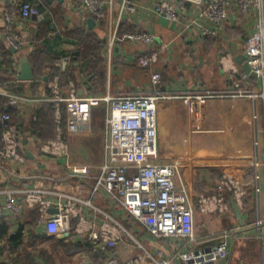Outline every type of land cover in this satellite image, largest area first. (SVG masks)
Here are the masks:
<instances>
[{"label": "crops", "instance_id": "0c3cea01", "mask_svg": "<svg viewBox=\"0 0 264 264\" xmlns=\"http://www.w3.org/2000/svg\"><path fill=\"white\" fill-rule=\"evenodd\" d=\"M121 1L101 0L106 17L98 20L81 0H63L62 3L58 0H0V48L7 47L9 59V63H3L4 57L0 61V80L9 81V87L3 85V88L26 98L47 99L50 92L46 82L53 76L60 82L61 74L66 83L71 81L75 85L79 97L145 94L150 90L151 70L139 66L137 58L162 46L159 61L152 68L162 77L159 92L190 95L200 89L229 88L226 76L218 67L219 56L224 52L241 51L246 36L252 32L253 18H230L218 29L216 37L205 38L200 29L210 25L199 17L193 5L187 4L186 10H178V20L170 21L155 10L156 3L163 0H131L132 11H126ZM21 2L36 5L40 15L27 19L16 16L7 25L2 12L10 7L18 9ZM91 19L94 23L90 26ZM7 29L19 34L22 40L19 52L12 51L4 42ZM114 30L119 35L126 31H145L153 36L155 44L148 46L138 41L118 40L113 36ZM34 49L42 52L46 70L37 79L19 81V59L22 56L28 59ZM50 66L55 70L49 69ZM177 100L181 99L158 103V134H171L167 141L159 137L158 149L162 160L179 166L181 182L178 180L176 185L186 187L192 201L195 242L190 244L182 237L148 235L103 192L92 194V179L69 175L71 166H87L91 176L98 174L105 156L106 104L86 108L79 117L63 106L70 144V154L66 158L45 156L39 151V144L49 138L40 140L36 134H53L51 126L47 133H43L44 124L37 132L32 127L38 120L35 112L40 110L42 103L50 102L8 104L17 110L20 119L19 138L25 162L0 160V199L35 187L44 192V197L54 201L72 199L84 206L88 218H97L98 223L109 219L116 221L123 235L116 248L95 249L75 234L47 235L36 222V212L23 211L17 216L6 217L0 225V262L99 264L100 260L111 257L124 262L144 249L150 254L161 251L169 264H182L179 254L187 247L194 251L208 250L224 240L226 231L233 227L241 230L231 240L229 255L214 264H248L264 258V238L253 225L258 219H264V134L260 133L264 127L263 102L247 97L191 99L201 101L194 104L192 119L184 106V116L178 115L182 104ZM254 112L258 113L257 121L253 119ZM195 131L201 138L197 152L188 135ZM178 134L183 136L176 137ZM255 139L261 141L257 146ZM186 146H193V152H186ZM226 171L245 185L244 209L238 210L237 215L232 200L230 209L222 215L200 212L196 206L198 195L211 193ZM257 174L259 180L255 179ZM258 186L260 191H256Z\"/></svg>", "mask_w": 264, "mask_h": 264}, {"label": "built area", "instance_id": "2783aa9c", "mask_svg": "<svg viewBox=\"0 0 264 264\" xmlns=\"http://www.w3.org/2000/svg\"><path fill=\"white\" fill-rule=\"evenodd\" d=\"M86 10L96 19L104 20L106 8L101 0H81ZM131 0H122L126 11H132ZM187 4L193 5L199 17L205 19L210 26L200 29L201 36L214 38L218 29L230 18H253L252 32L246 36L241 51L224 52L219 56L218 67L230 84L227 89H200L183 98L216 99L247 97L261 100L264 104V0H163L156 3L157 13L170 21L178 20V10H186ZM6 24H10L16 16L27 19L39 16V8L31 2H21L19 8H6L2 12ZM114 38L126 41H138L154 46L155 39L145 31H126L120 35L114 30ZM4 42L15 52L22 48V40L14 30L7 29L3 35ZM164 46L154 49L149 54H140L137 58L139 66L151 70L150 90L148 93L103 97H79L75 85L68 81L62 86L57 76L46 82L50 92L47 99L26 98L8 92L0 84V96L7 98L10 106L24 103L50 102L54 107L55 136L39 144V151L49 157L66 158L70 154L68 134L63 121V106L66 105L72 115L79 117L86 108L107 105L105 118L106 136L104 140V162L98 174L91 176L87 166H71L69 175L92 179V194L103 192L105 196L120 210L136 222L145 232L155 238L182 237L192 244L195 242L191 215L193 204L186 187L178 188L177 181L181 176L179 166L160 158L158 149L157 112L158 103L170 98H178L159 92L162 77L153 70L159 61ZM242 56L251 77L237 64L235 57ZM3 55L0 51V61ZM254 121L258 113H253ZM0 125L3 127V147L0 149V160H11L23 164L24 150L20 142L19 128L11 123L7 113L0 114ZM264 134V127L260 132ZM261 141L255 139V146ZM255 167V166H254ZM15 175V174H14ZM259 180V175H255ZM260 191V187H256ZM44 192L35 187L20 190L18 194H9L0 199V225L8 216H17L23 211L36 212V222L49 236L59 234H75L84 238L93 248L111 250L122 240V228L114 220L98 223L88 218L84 206L72 199L52 200L44 197ZM247 190L243 182L235 178L231 172H224L209 194H199L196 206L205 214L222 215L230 209V201L235 202L237 210L244 209ZM89 205V203H88ZM56 208L54 214L48 211ZM254 229L264 238V219L255 221ZM241 228L233 227L226 231V238L212 248L197 251L187 247L179 254L182 264H214L229 255L233 238ZM99 264H169V260L157 251L150 254L140 250L133 253L126 261L120 262L114 257L104 258ZM248 264H264L259 262Z\"/></svg>", "mask_w": 264, "mask_h": 264}, {"label": "trees", "instance_id": "16d2710c", "mask_svg": "<svg viewBox=\"0 0 264 264\" xmlns=\"http://www.w3.org/2000/svg\"><path fill=\"white\" fill-rule=\"evenodd\" d=\"M7 47L5 48H0V51L3 55L4 61L3 63H9V59L7 58L8 56V51H7ZM8 59V60H7ZM29 61L31 62V67H32V72H33V76L34 79H37L38 75L40 73H44V61H42V52L40 50L34 49V51H32L28 57ZM49 69H53L55 70V68L53 66H50ZM46 70V69H45ZM44 71V72H43ZM60 74V73H59ZM55 75V74H54ZM61 77V78H60ZM60 82L62 86H65L66 81H64L65 77L63 75L60 74ZM0 84L1 86H6L7 88L9 87V85H7L9 81H5V79L0 80ZM7 103V98L0 96V114L2 113H7L10 115L11 117V123L16 125L19 130H20V119L17 115V110L14 107H10L8 106ZM42 107L40 108V110L36 111V115H37V123L33 124V129L35 130V132L40 131V126L41 124L45 125V128L43 130V133H47L50 132V126L51 128H53V134H36L39 136V139L42 140L43 138H49V139H53L54 138V134H55V117H54V108L52 103H42ZM43 109V110H42ZM42 110V111H41ZM63 115V121H64V111L62 113ZM32 124V123H31ZM2 132H3V127L0 125V149L3 147V140H2ZM86 243L90 244L89 242L86 241ZM91 245V244H90ZM70 246H74L73 244L70 243ZM15 248V246H13ZM1 254V251H0ZM30 260V259H29ZM15 262V261H14ZM32 262H30L29 264H31ZM0 264H3L0 262ZM15 264V263H14Z\"/></svg>", "mask_w": 264, "mask_h": 264}, {"label": "rangeland", "instance_id": "374dc122", "mask_svg": "<svg viewBox=\"0 0 264 264\" xmlns=\"http://www.w3.org/2000/svg\"><path fill=\"white\" fill-rule=\"evenodd\" d=\"M171 96H178V99H181V100H177L178 102H180L179 104H182V105H180L179 107H180V109H178V115H180L181 117L182 116H184V111H182V107L183 108H185L186 110L185 111H187L188 113V115L189 116H191L192 117V119H193V117H194V104H196L197 102H201V101H197V100H191L192 98H190V99H187V98H183L182 96L183 95H171ZM170 99H175V98H170ZM169 99V100H170ZM194 99V98H193ZM167 101V100H166ZM172 101V100H171ZM178 104V103H177ZM187 106V107H186ZM196 126L198 125V123L196 122V124H195ZM197 131V130H196ZM196 131H195V134H188L189 135V137L190 138H192V140H193V143H194V149H195V151L194 152H197V147H199L200 145V142H201V138H200V134H197L196 133ZM173 135V134H172ZM54 136H55V134H54ZM171 136V134H158V143H159V137H163V139H165L166 141L169 139V137ZM178 136H180V138H181V136H183V135H181V134H178L176 137H178ZM192 146V147H193ZM191 146H189V147H187L186 146V152H188V153H191V152H193L192 151V148ZM185 148H183V150H184ZM187 153V154H188ZM160 154V153H159ZM166 162H168V161H166Z\"/></svg>", "mask_w": 264, "mask_h": 264}, {"label": "water", "instance_id": "95a60500", "mask_svg": "<svg viewBox=\"0 0 264 264\" xmlns=\"http://www.w3.org/2000/svg\"><path fill=\"white\" fill-rule=\"evenodd\" d=\"M60 3L63 2V0H58ZM89 25L91 26L93 22V20H89L88 21ZM14 51V50H12ZM243 57L240 56V57H235V61L237 64L241 65L242 69L244 72H246L247 74H249L251 77H255V75L253 73L250 72V69L249 67L246 65V64H243L242 61H243ZM19 62L21 64V69L19 71V75H18V80L19 81H31L34 79V76H33V72H32V67H31V64L30 62L28 61L27 57L26 56H22L20 59H19ZM233 207H234V210L236 212V214L238 215V210L236 209L235 205L233 204ZM56 212V209H50L48 211L49 214H53ZM64 236H68V234H64Z\"/></svg>", "mask_w": 264, "mask_h": 264}]
</instances>
